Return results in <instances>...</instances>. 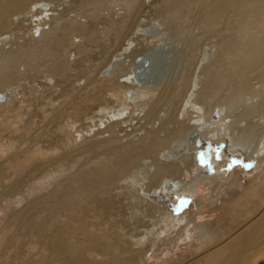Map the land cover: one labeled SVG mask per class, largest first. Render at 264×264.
Wrapping results in <instances>:
<instances>
[{"label": "bare ground", "instance_id": "6f19581e", "mask_svg": "<svg viewBox=\"0 0 264 264\" xmlns=\"http://www.w3.org/2000/svg\"><path fill=\"white\" fill-rule=\"evenodd\" d=\"M193 1L0 0V93L11 103L0 102V108L6 105L12 109L8 112H15L19 94L37 92L32 82L46 94L60 87L61 95L49 96L51 103L45 104V112L56 115L52 121L60 133H72L80 123L76 132L86 138L95 129V140L87 139L93 143L90 152L103 144L109 156L123 158L110 170H80L65 179L66 190L75 181L78 193L88 198L97 194L99 211L113 210L111 218L127 217L124 205L119 208L123 201H128L132 216L141 212L130 217V225L112 222L111 248L129 255L111 264H148L149 255L160 257L182 241L186 227L179 228L175 194L196 207L186 226L198 238V247L176 264H264V0H201L192 6ZM31 30L40 37L32 33L26 39L25 31ZM222 32L229 39H220L221 47L198 53L203 37ZM166 36L171 47H166ZM31 42L38 47H28ZM115 42L119 48L67 102L76 80L80 84L91 74L76 58L87 55L89 47ZM9 45L13 48L6 50ZM94 83L98 91L90 94ZM16 85L14 94L9 87ZM83 101L91 103L90 112L77 121L76 108ZM217 108L219 120L213 121ZM30 121L25 130L31 128ZM22 136L21 142L26 133ZM116 139L123 144L111 147ZM28 140L32 146L37 138ZM52 142L44 149H62L68 143ZM81 145L63 151L60 158L69 159L72 151L79 158L85 148ZM57 158L49 167L60 165ZM222 161L252 167L257 175L250 188L240 186L234 167L221 168ZM53 177H47L48 184ZM167 180L177 185L166 187ZM20 215L14 217L37 239L39 254L43 251L51 260L53 252L60 253L63 240L55 237L57 232ZM106 251V244L101 245L100 252ZM55 259L69 264L65 258Z\"/></svg>", "mask_w": 264, "mask_h": 264}, {"label": "rangeland", "instance_id": "374dc122", "mask_svg": "<svg viewBox=\"0 0 264 264\" xmlns=\"http://www.w3.org/2000/svg\"><path fill=\"white\" fill-rule=\"evenodd\" d=\"M85 1L90 4L94 0ZM200 1L201 0H194L192 6ZM82 13L81 11L80 14ZM187 16L189 17L190 15ZM184 24V27H186V23ZM197 32H199L198 29L196 30V33ZM32 33L35 34L36 37H40L38 31L31 30L29 32L25 31V38L29 39ZM183 36L184 38L186 37L185 34H183ZM227 36L228 34L222 32L219 35L209 36L210 38H207V40L206 37H203L202 43L197 46L203 47V49L201 52L198 51V53L208 54L210 47H221L217 45V42L223 37L229 39ZM234 36L235 34L232 35V37ZM156 39L157 38H155V41H158V39ZM165 40V44H168L165 46L171 47L172 39L166 36ZM116 42L114 46L110 45L111 47H108V45L105 47L103 45V47H101L102 44L99 45V47H89V49H91L90 52H88L87 55L85 54V56L84 54L83 56L79 55V58L73 53L75 58L77 57L76 60H82V69L86 72L90 70L91 74L89 73L87 76L81 78L82 82L80 84L79 81L76 80L75 83L77 87L74 91L70 92L71 95L67 98V102L70 101V97L72 99L88 84L89 78L97 75L98 68L100 69V67L108 61L111 54L119 48L118 45H115ZM31 44H29L28 47H34L35 49L38 47V45L32 42ZM104 44H109V41H105ZM10 46L11 45L5 49L8 50L13 48ZM71 58H73V56H71ZM40 71L41 73L43 72L42 69H40ZM93 72L94 74H92ZM81 73L84 75L83 71H81ZM74 77L75 75H73V78ZM27 82L29 86L31 81ZM21 83L24 84V82H19L20 85ZM32 83L31 88H36L37 92L29 96L25 93L22 95L19 94L17 96L18 99L14 100L17 106L16 109L18 110H15L16 113L8 112V110L12 109H8L9 107L7 108L6 105L0 108V264H47L48 259L49 264H63L62 261L55 259L58 257L65 258L69 261V264H111L112 260L124 261L127 257L126 255L129 254H120L119 249L116 251L113 250L114 248H111L113 238L109 235L112 222L130 225L131 218L134 215H141V212H134L132 216V210L128 207V201H123V204H119V208L121 209L124 205L122 211L126 213L127 217L125 219L121 217L111 218L113 210L99 211L97 203L94 201V199L98 197L97 194L92 198H88V194L78 193V184H76L75 181L71 182L68 190L65 189V179L70 175L74 177L80 170H110V168L113 167L114 161L117 159L122 161L123 158H113L109 156V148L103 144H100L96 150L90 152L92 149L91 145L93 144L90 140L93 141L94 139L93 135L95 129H92L91 133L87 134L89 138H86L85 134L76 132L75 127H79L80 123H76L72 129V133L70 131H67L66 134L61 132L64 134L62 135L60 133L61 130H59L58 127L56 128L55 123L52 121L56 115H53L52 112H45V104L51 103L49 96L56 98L59 94L61 95V88L54 87L55 89H53L52 87L50 92L46 94L44 91L45 89H43L44 92H42L36 82ZM16 87H18V85L9 87V90L17 94V90L14 89ZM90 89V94H95L94 92L98 91V84L94 83ZM40 93L42 96H40ZM60 100H62V98H59V101ZM7 102L8 100L6 103ZM9 105H11L10 102L8 106ZM90 105L91 103L83 101L82 104L77 106L74 118L77 121H81L82 118L90 112ZM70 108L75 107L71 106ZM33 112L36 116L33 115ZM31 118V128L25 130L24 125ZM23 133H26L25 141L21 142ZM42 134L44 135L41 136ZM71 135L74 136L76 140L69 142V137H72ZM109 135L108 137H112V135ZM140 135L141 133L135 136ZM135 136L133 135L132 138ZM33 137H36L37 140L36 143L31 146V140L28 139H33ZM87 139L90 140L87 141ZM53 140L57 141L58 144H63L64 140L68 141V143L63 146V150L60 148H53L51 151H47V148L44 149L45 146H49L48 144H52ZM80 144L86 148V151L83 152L85 149L83 148V150L78 153L79 158L75 159L73 155L75 153L74 151L71 153L74 158L70 156V158L67 159L68 161L64 158H60L64 152L74 150L79 147ZM121 144H123V140L121 139L112 140L110 142L111 147ZM55 158L59 160L60 165L56 163L53 169L49 166L51 165L50 161ZM61 160L63 163H61ZM222 162L223 163L220 164L221 168H229L231 165L236 169L235 178L239 181L242 188H250L257 175V172L252 167L246 170L243 167V162L239 163L236 161L234 164H228L226 161ZM36 166L39 168H36ZM47 167H49L48 170ZM31 169L34 170L30 171ZM49 173L53 174L54 177L50 179L53 181L48 184L49 179H47V177L50 175ZM38 177H43L44 180H37ZM236 179H234V182ZM123 181L124 180H122V182ZM175 196V202H177V206L179 207L176 209L179 214L178 223L182 225L179 226V228L183 226L184 228L186 227V231L182 236L183 239L180 242L174 243L175 246H173L172 249L164 250L160 257H150L149 255L150 258L147 257L150 260L148 264H160L162 262L165 264H176L178 261H182L189 256L198 247V238L195 231L192 228H188L189 226H186L189 225L187 223H189L191 217L194 215L196 207L191 202L184 199L181 194H175ZM68 198L69 200H67ZM17 212L21 214L20 217L22 220H37L38 222L44 223L48 229L57 232L58 234L56 233L55 237L58 238L59 235L63 240V248L60 253L55 254L53 252L51 254V260L49 254L43 253V251H41L42 254H39V242L32 233L27 234V230L20 225L17 217H14ZM112 228L114 229V227ZM103 244H106L107 251L101 253L100 249ZM120 246L126 249L125 247H127V244L123 245L120 243Z\"/></svg>", "mask_w": 264, "mask_h": 264}, {"label": "water", "instance_id": "95a60500", "mask_svg": "<svg viewBox=\"0 0 264 264\" xmlns=\"http://www.w3.org/2000/svg\"><path fill=\"white\" fill-rule=\"evenodd\" d=\"M7 100V97H6V95L5 94H3V93H0V102H5ZM218 108L216 109V111H215V113H214V118L215 119H217L218 118ZM198 156H203V152H199L198 153ZM175 185H177L176 183H174V182H172L171 180H167L166 182H165V186L166 187H173V186H175Z\"/></svg>", "mask_w": 264, "mask_h": 264}, {"label": "flooded vegetation", "instance_id": "af4514ba", "mask_svg": "<svg viewBox=\"0 0 264 264\" xmlns=\"http://www.w3.org/2000/svg\"><path fill=\"white\" fill-rule=\"evenodd\" d=\"M188 110H189V109H188ZM180 111H181V110H180ZM194 111H197L198 113L200 112V110H196V109H195ZM179 113H180V112H179ZM178 116H179V115H178ZM212 116H213V115H212ZM185 118H186V117H185ZM192 118H193L192 121H193L194 119H203V118H200V117H197V118L192 117ZM179 119H180V118H179ZM212 119H213V117H212ZM218 120H219V119H217V120H214V119H213V121H218ZM192 121H191V122H192ZM203 121H204V119H203ZM195 125H196V124H195ZM198 126H199V125H198ZM195 130H197V129H195ZM195 130H194V131H195ZM197 131H199V130H197ZM189 134H190V133H189ZM189 134H188V135H189ZM188 135H187V136H188ZM187 136H186V137H187ZM200 137H201V135H200ZM191 149H192V147H191ZM219 151H220V150H219ZM221 151H222V150H221Z\"/></svg>", "mask_w": 264, "mask_h": 264}]
</instances>
